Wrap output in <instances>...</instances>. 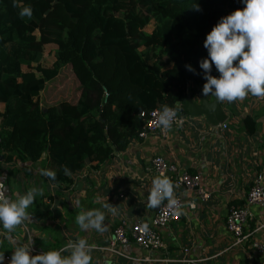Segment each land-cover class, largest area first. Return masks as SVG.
I'll return each instance as SVG.
<instances>
[{
	"label": "trees",
	"instance_id": "obj_1",
	"mask_svg": "<svg viewBox=\"0 0 264 264\" xmlns=\"http://www.w3.org/2000/svg\"><path fill=\"white\" fill-rule=\"evenodd\" d=\"M28 6L33 14L22 18ZM244 7L243 0H0L4 161L42 163L55 184L72 185L87 166L99 170L139 136L142 112L167 105L182 114L176 104L191 85L206 83L207 35ZM50 46L54 62L46 66ZM210 74L220 76L214 64ZM243 123L255 133L252 119Z\"/></svg>",
	"mask_w": 264,
	"mask_h": 264
},
{
	"label": "crops",
	"instance_id": "obj_2",
	"mask_svg": "<svg viewBox=\"0 0 264 264\" xmlns=\"http://www.w3.org/2000/svg\"><path fill=\"white\" fill-rule=\"evenodd\" d=\"M201 89L190 86L194 101ZM213 100V95H208ZM227 120L212 126L205 116L192 118L181 114L185 124L165 135L157 133L147 140L133 139L125 152L101 165L99 170L87 166L71 176L72 185L52 183L40 174L44 165L0 162V179L6 186V196L17 200L30 188L43 189L27 212L29 219L13 233L0 223V255L7 258L16 248L32 247L31 255L60 250L69 241L85 239L91 248L90 264H251L264 261V209L247 207V196L256 178H264V98L251 93L242 101L221 102ZM3 107H1V110ZM252 119L248 133L244 120ZM116 153V152H115ZM156 156H163L178 166L179 172L201 177L202 189L210 197L202 199L196 191L181 190L184 207L181 220L159 233L166 248L149 251L133 242L110 250L115 229L123 222L149 225L157 208L147 206L152 181L157 175L152 169ZM195 203L196 208L190 207ZM105 204L117 206L113 214ZM232 207L248 208L253 216L244 232L247 238L238 242L229 233L226 219ZM100 210L105 215V230H82L76 223L81 211ZM11 236V239H9ZM190 249L185 255L184 249ZM69 256L70 251L61 253ZM194 263H183L184 259Z\"/></svg>",
	"mask_w": 264,
	"mask_h": 264
},
{
	"label": "clouds",
	"instance_id": "obj_3",
	"mask_svg": "<svg viewBox=\"0 0 264 264\" xmlns=\"http://www.w3.org/2000/svg\"><path fill=\"white\" fill-rule=\"evenodd\" d=\"M243 3L245 7L223 17L204 42L209 58L200 62V67L206 73L202 92L204 96H215L220 102L242 101L249 93L264 98V0H243ZM194 8L200 10L199 5ZM32 14L31 6L22 8L20 12L22 18H31ZM213 64L220 73L219 78L210 74ZM186 68L195 73L191 65H186ZM175 116V110L165 105L159 113L158 123L165 130L170 129ZM64 171L65 175H71L69 169L65 168ZM40 174L56 180L54 171L41 169ZM37 195H43V189L33 187L13 201L6 196L3 180L0 179V223L3 229L13 233L28 220L27 209L33 205ZM164 200L168 201L169 208L176 207L179 214L173 182L167 176H157L152 181L147 206L158 208ZM104 208L113 214L117 210V206L112 204H105ZM104 220L105 215L100 210L81 211L76 217L80 229H96L99 232L105 230ZM147 228L145 224L144 229ZM91 248L85 239H79L69 241L60 250L33 256L32 247L22 246L14 250L10 264H90ZM65 251H70V255L62 256L61 253ZM4 260L5 256L0 255V264H4Z\"/></svg>",
	"mask_w": 264,
	"mask_h": 264
},
{
	"label": "built area",
	"instance_id": "obj_4",
	"mask_svg": "<svg viewBox=\"0 0 264 264\" xmlns=\"http://www.w3.org/2000/svg\"><path fill=\"white\" fill-rule=\"evenodd\" d=\"M163 108H157L152 111L142 112L141 118L143 120L144 126L140 132L138 138L147 140L151 136L161 133L165 135L169 131L180 128L185 124V118L176 112V116L172 122L171 128L165 130L158 123V116ZM222 128L224 130L228 129L227 124H223ZM152 169L157 176L163 177L167 176L171 179L174 184V196L178 200L179 214H177V208H169L168 201L164 200L162 204L158 207L155 212L152 222L147 225V230L144 229V225L141 222H135L129 225L123 222L114 231V238L110 244V250L115 251L119 246H127L132 242L139 248L149 251H159L166 248L164 241L159 233L160 229H164L181 220L182 210L184 207V202L181 196V190L187 189L190 191H196L202 199H209V195L202 189L201 177L198 175H191L187 172L180 173L177 164L171 163L163 156H156L152 161ZM4 183V182H3ZM4 190L6 194V186L4 184ZM258 205L264 209V178L259 175L253 187L247 196V207ZM190 207L192 209L196 208L195 203H191ZM253 220L252 214L249 212L248 208H237L232 207L226 219V226L229 233H231L238 242L247 238L245 236L244 229L248 223ZM260 228H264V223L260 225ZM264 252V243L260 246ZM190 249H184L185 255H188ZM10 261V258H7ZM183 263H194L192 259H183ZM251 264H264V261L255 262Z\"/></svg>",
	"mask_w": 264,
	"mask_h": 264
},
{
	"label": "water",
	"instance_id": "obj_5",
	"mask_svg": "<svg viewBox=\"0 0 264 264\" xmlns=\"http://www.w3.org/2000/svg\"><path fill=\"white\" fill-rule=\"evenodd\" d=\"M202 90L203 88L197 93L199 99L198 103L194 101V96L196 94L188 91L186 98L178 102L176 106L182 114H188L192 118L205 116L207 121L214 127L224 124L227 120V116L223 112L221 102L215 96H213V100L210 101L208 96L203 95ZM115 154H117V152ZM2 161H4V156L0 153V162Z\"/></svg>",
	"mask_w": 264,
	"mask_h": 264
},
{
	"label": "rangeland",
	"instance_id": "obj_6",
	"mask_svg": "<svg viewBox=\"0 0 264 264\" xmlns=\"http://www.w3.org/2000/svg\"><path fill=\"white\" fill-rule=\"evenodd\" d=\"M154 28V24L151 25L150 30H152ZM54 54H55V48L50 46L47 47V52L46 55L44 57V63L46 66H51L52 63L54 62Z\"/></svg>",
	"mask_w": 264,
	"mask_h": 264
}]
</instances>
